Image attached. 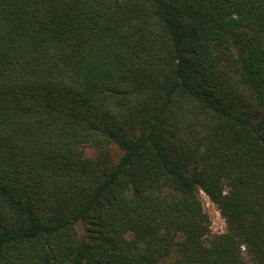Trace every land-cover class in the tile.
<instances>
[{"label": "trees", "instance_id": "trees-1", "mask_svg": "<svg viewBox=\"0 0 264 264\" xmlns=\"http://www.w3.org/2000/svg\"><path fill=\"white\" fill-rule=\"evenodd\" d=\"M0 264H264V0H0Z\"/></svg>", "mask_w": 264, "mask_h": 264}, {"label": "rangeland", "instance_id": "rangeland-1", "mask_svg": "<svg viewBox=\"0 0 264 264\" xmlns=\"http://www.w3.org/2000/svg\"><path fill=\"white\" fill-rule=\"evenodd\" d=\"M87 155H92L93 151L86 149ZM203 200L204 211L207 214L210 221V230L212 234H221L225 231V224L221 218L216 207L207 199L204 194H201Z\"/></svg>", "mask_w": 264, "mask_h": 264}]
</instances>
